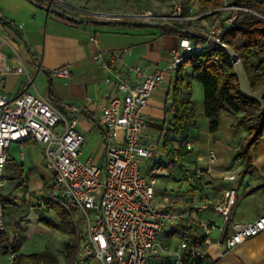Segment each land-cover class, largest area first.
I'll use <instances>...</instances> for the list:
<instances>
[{
	"label": "built area",
	"instance_id": "2783aa9c",
	"mask_svg": "<svg viewBox=\"0 0 264 264\" xmlns=\"http://www.w3.org/2000/svg\"><path fill=\"white\" fill-rule=\"evenodd\" d=\"M55 1L63 0H49L53 6ZM219 9L228 14L216 18L201 31L208 34L209 41L199 43L182 38V52L174 50L166 68L149 70L137 64L127 66L124 57L131 53L130 46L111 49L106 55L97 54L100 64L110 72L106 78L110 95L99 121L107 137L103 165L80 159L84 135L74 126L75 120L69 121L49 100L28 91L36 65L30 68L19 58L10 62L3 50L7 40L0 34V74L17 72L22 75L24 87L13 94L0 90V186L4 180L6 150L11 142L29 139L44 145L45 164L55 173L58 189L52 199L69 212L74 222V243L64 264L91 261L99 264H209L206 254L190 239L194 228H200L203 241H208L216 227L224 252L264 230V213L250 221L230 222L239 200L235 186L225 188L217 201L207 197L155 200L154 186L159 178L191 183L210 171L217 160L215 150L208 149L202 166L196 161H186L184 155L194 150L191 140L164 141L168 129L175 126L176 99L167 98L165 123L156 136L145 133L144 109L153 92L163 86L165 71H176L186 54L203 52L208 45L222 49L218 42L225 44L222 34L234 21L238 10L258 14L247 5L231 4ZM124 18L145 23L191 21L182 14L178 0H172L166 13L146 9ZM214 59L219 60V57L215 55ZM253 68L256 72L263 71L260 66ZM54 71L63 75L69 73L67 67ZM0 82L3 86V79ZM241 161L236 157L234 166L241 165ZM240 175L241 171L234 168L225 178L237 183ZM74 212L84 219L81 231ZM212 215L220 216L218 226ZM3 229L1 221L0 232ZM11 254H14L12 250Z\"/></svg>",
	"mask_w": 264,
	"mask_h": 264
},
{
	"label": "crops",
	"instance_id": "0c3cea01",
	"mask_svg": "<svg viewBox=\"0 0 264 264\" xmlns=\"http://www.w3.org/2000/svg\"><path fill=\"white\" fill-rule=\"evenodd\" d=\"M183 1L184 16L190 17V25L199 27L200 31H204L205 27L211 23L210 19L215 17L213 12L222 11L219 7L233 3V0H222L221 6L212 8L202 4L200 0ZM48 3L49 0L41 2V4ZM42 10L40 6L34 8L27 0H0L2 14L0 34L7 40L3 50L10 62L19 58L30 68L36 65L33 69L35 70L34 80L28 87V91L49 100L67 115L69 121L75 120L74 126L84 135L80 159H89L98 165H103L107 137L99 126V121L102 107L110 95L106 81L110 72L100 64L97 54L106 55L111 49L130 46L131 53L124 57L127 66L137 64L149 70L161 69L167 67L174 50L182 52L180 40L184 37L163 33L157 26H154L156 30L148 28L141 30L113 24L90 25L59 15H55L52 20H46ZM205 38L206 41L197 42H208V37ZM250 62L253 66L259 65L264 70V50H256ZM61 67H67L69 73L63 75L54 71ZM176 71H165L163 86L153 92L144 109L145 133L148 136L160 134L165 123L167 98L173 97L178 102L173 90L176 84ZM183 76V88L179 92L180 94L190 92L189 96L197 111L198 103L194 96V86L199 84L193 79L190 65L184 67ZM1 79H3V86L0 82V90L5 93L13 94L24 88L22 75L17 72L2 73ZM199 98L200 108L204 110L202 84ZM241 115V112L236 113L225 109L220 112L215 131L210 130V119L207 117L203 129L195 126L189 130L190 136L193 137L194 150L184 155L186 161H196L202 166L207 150H215L212 145L216 140L220 141L224 151L215 150L217 160L212 164L210 171L191 183L167 178L168 184L165 189L168 194L161 200L166 202L175 197L169 193L174 191V195L175 193L183 194L187 200L207 197L217 201L225 188L235 186L239 200L231 214L230 222L250 221L264 213V132L259 141L250 148L252 171L247 174L241 171L240 180L237 183L225 178L235 167V159L230 157L229 149L236 154L243 138L248 134L243 126L234 125L237 117ZM174 139L175 137L168 136L166 133L164 141L170 142ZM93 141L95 144L89 151L88 143ZM174 142L177 143L176 140ZM6 153L4 180L0 186L1 221L3 230L12 237L10 241L19 244V249L13 256L10 252L11 259L8 264H11L13 257L22 253L24 241L36 232L41 218L44 217L56 224L61 223V218L49 204L45 203V199L53 200L52 196L58 192V189L55 173L45 164L44 145L29 139L13 141ZM241 165L244 167L243 160ZM177 183L181 186L174 187ZM184 184L185 187H183ZM189 191L190 193H187ZM2 212L6 213L5 217ZM210 217L216 226L221 223L220 216ZM218 235L216 227L211 231L208 241H203L201 229L197 227L189 235L190 239L206 254L209 264H264V230L226 252ZM45 250L51 251L59 258L60 249L50 243ZM0 264L7 263L0 262Z\"/></svg>",
	"mask_w": 264,
	"mask_h": 264
},
{
	"label": "trees",
	"instance_id": "16d2710c",
	"mask_svg": "<svg viewBox=\"0 0 264 264\" xmlns=\"http://www.w3.org/2000/svg\"><path fill=\"white\" fill-rule=\"evenodd\" d=\"M40 2L39 0H36ZM222 0H200L202 4L217 8L221 6ZM233 5H247L258 14L247 11L238 10L234 21L222 34L221 40L231 48L238 57L243 61L245 70L248 73L253 89L257 90L264 84V70L256 72L254 66L250 62L257 51L264 50V0H233ZM222 11L213 12L215 16L221 14ZM66 18L64 14H61ZM4 23L5 20H3ZM83 24L99 25L113 24L118 26L145 27L146 24H130L128 22H108V23H91L79 22ZM179 27L191 28L194 33L178 32L167 25L157 26L163 33H172L181 37H188L197 41H206L205 36L199 27H192L190 22H174ZM250 49V50H249ZM217 55L219 60L214 59ZM232 60L226 52L217 45H208L203 52H190L186 54L183 62L178 66L176 71V84L174 93L177 95V112L175 114V126L169 128L170 133L178 134L183 126L190 121L196 120V111L194 104L190 98V92L180 94L183 88L184 78L183 71L186 65L192 67L193 79L199 81L203 86L204 95V113L210 119V130L215 131L218 126L220 112L230 109L236 113H242L237 117L234 125L243 126L248 134L243 138L241 146L236 153L244 162L243 174L252 171L250 165V148L254 146L264 132V109L260 103L245 97L239 88L238 78L232 70ZM259 66V65H256ZM189 86V84H188ZM45 203L49 204L60 216L61 223L56 224L44 217L41 221L49 227L61 229L65 233L72 234L74 225L71 215L61 205L54 200L45 199ZM19 244L11 242L9 234L6 231L0 232V251L2 253L17 252ZM69 254V253H68ZM69 255H67L68 257ZM11 264H59L56 254L49 250H42L33 253H19L15 255Z\"/></svg>",
	"mask_w": 264,
	"mask_h": 264
},
{
	"label": "rangeland",
	"instance_id": "374dc122",
	"mask_svg": "<svg viewBox=\"0 0 264 264\" xmlns=\"http://www.w3.org/2000/svg\"><path fill=\"white\" fill-rule=\"evenodd\" d=\"M29 4L32 6L39 8L36 4L33 2H30L27 0ZM42 2L43 0H39ZM183 4V0H178ZM172 0H63L62 2H56L54 5L64 11L67 14H71L74 16H82V15H88L90 17L98 16V15H104V16H118V17H124L126 15H132L135 12H138L140 10H146L150 9L158 13H166L170 10ZM54 6V7H55ZM184 7V6H183ZM43 10V16L46 20L48 19H53L55 15H59V13L55 11H50L47 10V8H42ZM184 9V8H183ZM185 11V9H184ZM186 13V11H185ZM183 15L184 12H182ZM223 14V15H221ZM221 14L215 16L214 18L210 19L214 21L216 18H219L221 16H225L228 14V11H223ZM209 20V21H210ZM211 21V22H212ZM128 28H139L141 30H144L146 28L156 30V27H151V26H145V27H132V26H124ZM184 78V76H183ZM198 86H194V96L196 98V101L198 103V108L196 111V120L190 121V123H194L193 125L190 123H186L182 130L178 132V134L170 133L171 136L177 138L178 140H183V139H189L193 142V137L190 136L189 130L197 126L200 129H203L206 125V116L204 113L203 108H200L199 102V94L201 91V84L195 81ZM226 122V121H225ZM160 125V124H159ZM158 125V126H159ZM227 126H229L227 124ZM196 130V129H195ZM222 136H224L223 132H221ZM195 141V140H194ZM95 141L88 143V150L91 151L92 147L94 146ZM179 144V142L177 143ZM213 148L218 152H223L224 148L221 145L220 141H214L213 143ZM229 155L231 158L235 159L236 154L229 149L228 151ZM243 165H239L237 167L233 168H238L240 171H243L244 167ZM168 179L165 178H159L157 180V183L154 186L155 189V200L158 202H163L161 199H165L168 192L165 189L166 185L168 184L167 182ZM56 182V181H55ZM183 185V184H182ZM181 186L180 183L175 184L174 187H179ZM185 187V184L184 186ZM174 191H171L169 193L173 194L175 197H182L184 200H187L184 195H176L177 193H173ZM183 192V191H181ZM187 193H190L187 192ZM1 206V202H0ZM0 213H1V207H0ZM3 217L6 216V213L2 212ZM73 215L76 218L77 226L79 230L84 229V219H82V216L78 212H74ZM72 218V216H71ZM73 221V219H72ZM74 225V222H73ZM36 232L33 233L29 238H27L22 246V253H33V252H39L42 250H45L46 247H48V243H50L52 246L55 248L60 249V254L58 258L59 264H64L68 260V253L72 250V246L74 243V232L72 234L65 233L61 229L54 228L52 229L51 227L47 226L44 224L42 221L38 222V227L35 230ZM75 231V230H74ZM176 239V236H174ZM10 252L9 253H2L0 251V262L1 263H9L10 258ZM82 264H99L96 261H91L90 263L88 262H83Z\"/></svg>",
	"mask_w": 264,
	"mask_h": 264
},
{
	"label": "water",
	"instance_id": "95a60500",
	"mask_svg": "<svg viewBox=\"0 0 264 264\" xmlns=\"http://www.w3.org/2000/svg\"><path fill=\"white\" fill-rule=\"evenodd\" d=\"M36 4L37 6H40L42 8H47V10L50 11H55L57 13L64 14L66 17L69 19H72L73 21L77 22H91V23H108V22H128L130 24H149L150 26H159V25H167L171 27L173 30L178 31V32H186V33H191L193 34L194 31L191 28H186V27H179L176 24H174L172 21H163V22H158V21H150L148 23L141 22L138 20L134 19H129V18H124V17H118V16H104V15H98L94 17L90 16H74L71 14H67L64 11L54 7L51 2L48 4H41L36 0H29ZM203 35L205 37H208V34L203 32ZM212 40H215L214 38H211ZM218 44L221 46V48L224 50V52L227 53V55L231 58L232 60V70L234 74L238 78V83H239V88L241 93L252 100H255L260 103L261 107L264 109V84L257 90L253 89L252 84L250 82L249 76L247 71L245 70L243 61L238 57V55L231 49L229 48L226 44H222L221 42H218Z\"/></svg>",
	"mask_w": 264,
	"mask_h": 264
},
{
	"label": "bare ground",
	"instance_id": "6f19581e",
	"mask_svg": "<svg viewBox=\"0 0 264 264\" xmlns=\"http://www.w3.org/2000/svg\"><path fill=\"white\" fill-rule=\"evenodd\" d=\"M0 223H1V217H0Z\"/></svg>",
	"mask_w": 264,
	"mask_h": 264
}]
</instances>
